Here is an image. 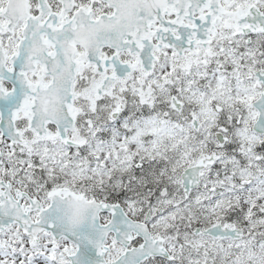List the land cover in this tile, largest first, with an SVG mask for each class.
<instances>
[{
  "label": "snow or ice",
  "instance_id": "1",
  "mask_svg": "<svg viewBox=\"0 0 264 264\" xmlns=\"http://www.w3.org/2000/svg\"><path fill=\"white\" fill-rule=\"evenodd\" d=\"M0 264H264V0H0Z\"/></svg>",
  "mask_w": 264,
  "mask_h": 264
}]
</instances>
